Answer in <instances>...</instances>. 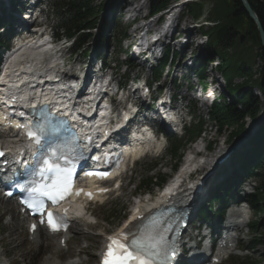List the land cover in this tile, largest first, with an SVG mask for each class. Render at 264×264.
I'll return each mask as SVG.
<instances>
[{
    "label": "trees",
    "instance_id": "1",
    "mask_svg": "<svg viewBox=\"0 0 264 264\" xmlns=\"http://www.w3.org/2000/svg\"><path fill=\"white\" fill-rule=\"evenodd\" d=\"M170 1L150 0V8L153 11H160ZM247 1L256 13L264 31V0ZM206 4L211 5V8L206 11V20L209 24L200 27V30L202 34L207 35V50L209 49L206 51L207 56H218L217 68L231 97V102L225 99L215 102L210 111V117L219 135L223 131L230 130V137L238 138L244 131L245 119L255 120L261 112L259 98L252 90L257 89L260 96L264 97V48L255 23L247 15L240 0H200L187 4L184 9L197 18L204 13ZM101 8V5H95V0H59L56 4V13L66 36L76 37V44L79 46L91 35L90 30L96 26ZM120 40V37L116 38V42L119 43ZM2 45L0 39V46ZM168 59V53H166L154 72H161ZM208 60L204 59L200 67L203 68L204 62ZM258 60L260 63L254 71L253 66ZM237 78H241V81L234 83ZM261 125V130L254 138L259 139L255 141L247 154L243 168L246 173H249L252 168L259 169L260 172L257 175L260 184L264 186V122ZM201 134L202 125L199 121L187 129L184 140L171 143L168 149L170 159L178 162L187 143L197 139ZM208 148H211V145ZM164 180L165 177L161 175L147 174L139 179V190H151L154 185H160ZM258 200L257 196H253L249 204L255 212L264 213V200L261 204H258ZM258 226L259 223L256 220L250 224L251 231L256 235L255 242L261 241L260 236H257Z\"/></svg>",
    "mask_w": 264,
    "mask_h": 264
},
{
    "label": "rangeland",
    "instance_id": "2",
    "mask_svg": "<svg viewBox=\"0 0 264 264\" xmlns=\"http://www.w3.org/2000/svg\"><path fill=\"white\" fill-rule=\"evenodd\" d=\"M105 2V3H104ZM107 3L108 0H95V5L99 6L101 5V16L103 14H105V10L107 9ZM174 3V0L171 2V5ZM173 5H176L175 3ZM172 5V6H173ZM147 8V4L144 3V5H142V8L140 9L139 13H137L139 16H142ZM184 7H181V10L183 11V20H187L185 23H190L191 26H199V28H193L190 27V30L192 31V34L190 36L189 39V46H183L181 45V43H183L184 41H181L180 39H178V37H173L172 38V43L174 46H176L177 48H182V50L180 51L181 53L188 55L189 49H193L194 48V44L193 42H196L195 40H193L194 36H201L202 40L205 43V38L200 30L201 24H203L204 26L208 25L209 23H206V15L208 9L211 8L210 4H206L204 5V13L202 14L201 18L199 19L200 22H192L191 18L189 15H186V11L185 9H183ZM143 9V10H142ZM174 9L173 8L171 10L172 13H174ZM166 14V13H165ZM179 13H174L173 16H178ZM132 17V15H130ZM165 16V15H164ZM200 17V16H199ZM198 18V17H197ZM130 19L125 17V16H121L120 18L117 19L116 25L117 27H120V29L122 28L125 29V27H128L126 29V34L129 36L130 30L132 29L133 26H126L127 21H129ZM150 22V25L152 24L151 20H146L145 23ZM47 23L49 25L54 26V28H56V32L58 33V35H60L62 32L59 31V29H57V27L59 26L58 20L55 17V15L52 13V11L49 9V13H48V17H47ZM137 24H141V23H136ZM170 24V23H168ZM172 24V23H171ZM170 24V25H171ZM177 25V27L179 28H184L185 26L182 25V20L179 19V17L177 18V21L175 23ZM115 25V26H116ZM154 25V23H153ZM136 27V26H135ZM134 27V29H135ZM53 28V31H54ZM119 29V28H118ZM170 27L168 29V33H170ZM180 32V29L179 31ZM99 32L97 31V33H95L92 37V39L94 37L97 36ZM195 39V38H194ZM129 39H125L121 42V46L122 49H126V46L128 44ZM178 40V41H177ZM113 40L110 41V45H113ZM177 42H179V45H177ZM181 42V43H180ZM186 42H184L183 44H185ZM202 44V46L204 45L207 47L206 44ZM91 46H92V41H91ZM201 46V47H202ZM87 46L85 45L84 49ZM184 47V48H183ZM209 50V49H208ZM205 49V52H200L199 49L196 50L197 54L202 53L203 57H207V52L208 51ZM111 51L112 48L109 47L108 49V57H113V55L111 56ZM67 54L68 51L64 50L63 56L66 59L67 58ZM195 54V56L197 55ZM185 55L183 56V58L178 55L177 56V60L175 61L174 65L171 67V72H170V76L168 77V79H171L172 77H178L180 75H182V73L184 71H187L188 67H190V65H192L194 61H191L189 59V61H186V57ZM191 56V55H190ZM189 56V57H190ZM217 56V55H216ZM188 57V58H189ZM119 59H124V57L121 55L119 57ZM179 59V60H178ZM81 60L80 54L79 53H75L74 56L70 57L69 60L66 62L69 65H75L77 64V61ZM127 60H130V63H133V61H131V57L127 56ZM182 60L180 63H183L186 61V65L187 68H183L182 66H180V68L176 67L177 66V62ZM76 61V63H75ZM206 63V61H205ZM219 63V59L218 58H214L213 62H211L210 64L207 62L206 67H205V71L204 73L206 74V77H209L210 74H215L216 77H218L219 79H221V86L219 85H215V81L213 82V84H211L212 86L215 85V88L218 89L219 91H223V93L226 92V83L224 80H222L219 72H213V69L209 68L210 65H218ZM259 60L254 64L253 66V70L256 71L258 64H259ZM124 72V67H120L119 68V74H122ZM253 72V71H252ZM135 71H131L130 72V78H132V76L135 75ZM148 76H150L149 72L147 73ZM188 74V73H187ZM258 75V74H256ZM165 76V75H164ZM255 77V76H254ZM119 79V78H117ZM165 78L163 77L161 79V81H163ZM191 81L193 80V77H191ZM209 81V80H208ZM241 81V78H237L234 80V83H238ZM167 87H169V85H167ZM198 90V88H197ZM253 92L258 96L259 101H260V116L255 119H249L246 118L244 121V131L242 132V134L240 135V137L238 139L235 140H230V130L228 131H223L222 134H218L217 133V127H214L213 122H211L208 118H207V113L203 112L200 113V116L202 117L203 120V133L201 134V137L199 139H197L196 141L190 143L184 150L183 156L179 161V164L177 167H179L178 171L181 169V167L183 166V160L184 158L191 152L193 151H199L196 154H192L191 156L195 158V160L198 159V157L201 156H205L208 157L209 159H211V156H214L215 154L221 152L223 146L226 149H229L231 147V145H233L236 141L239 142V144L245 139L247 140V137L250 136L252 133L254 134L255 132H257L259 125L261 124L262 120H264V97L260 96V93L258 92L257 89H253ZM226 94V93H225ZM226 140V141H225ZM243 143V142H242ZM238 144V145H239ZM207 145H211V149L210 152L206 151V146ZM205 147V148H204ZM248 148V146L245 148H243L244 150H246ZM217 150V151H216ZM239 152V150L237 151ZM240 153H242V151H240ZM157 154V156H155ZM212 154V155H211ZM155 157L152 156H148V157H144L142 158L133 168V170L130 173H126L124 179L122 180V190L121 192H116L112 195H110L107 199V202L100 206V205H95V206H90L89 208V218H86L84 221H79L81 224V227L84 230V236L80 237L77 233V230L74 228L75 224L73 225V227L70 230V234H73V237L69 239L68 241V248L66 250H62V253L58 256L59 260H70L72 259H76L77 261H80L81 264H95L96 261V252L98 251L101 243L100 240H102V237L104 236V233H112L113 231L116 230L117 227H119L122 222H121V217H119L120 215L116 213V211H113V217L110 218V216L108 215V213H106V211L110 208H122V214H129L132 205L134 204L136 197H131V194H133L134 191V187L135 185L138 184V177L142 174H146L145 169L147 168V166H149L150 164H152V162H154V159H160L159 164L156 166L155 169H153L150 174H156V173H162L168 176V179L172 176V172L173 170L171 169V165L174 164V161L170 160V158L166 155V147H161L160 149L157 150V152L154 153ZM232 163H228V165H224L223 168H221L219 171H222L220 173L223 172H227L228 170H231V166ZM214 166V164L212 165V167ZM211 167V168H212ZM211 168H209L208 170H206L205 167H199V169H197L196 172H194V174H192L191 178H197L199 176V174L204 173V171L206 170L209 171ZM205 172V173H206ZM181 173V172H180ZM181 177V176H178ZM128 178L130 179L129 182H127ZM158 189H154V191L150 194L153 195L155 193H157ZM159 194V193H158ZM158 194H155L154 198L149 199V200H153L155 198H157ZM141 198H143L144 196H139ZM147 200V201H149ZM145 200H141L140 202H143ZM1 200H0V249L3 257L6 258L8 261H11L12 263L10 264H39V262L41 261V259L44 257L45 254H48V250L46 251H41L40 247L38 244L31 242L28 240V236L26 234L25 228H24V223H19L18 220V213H17V208H12V203L10 202H3V204L1 205ZM262 222V221H261ZM90 223V224H89ZM93 223V224H92ZM241 230V234L239 239L241 240V244L245 245L246 247H248V236H249V232L247 229L246 225L241 226L240 228ZM260 230L263 231L264 233V229H262L260 227ZM261 240L263 241V244H258L257 246H255V248H253L252 250H245L244 248H238L239 250H235L233 251V253H231V255H229V257L225 260H223L220 264H234V261L236 262H241L242 260H244L245 258H247L248 263L247 264H264V234L261 237ZM31 242V243H29ZM241 247V245H239Z\"/></svg>",
    "mask_w": 264,
    "mask_h": 264
},
{
    "label": "bare ground",
    "instance_id": "3",
    "mask_svg": "<svg viewBox=\"0 0 264 264\" xmlns=\"http://www.w3.org/2000/svg\"><path fill=\"white\" fill-rule=\"evenodd\" d=\"M132 1L137 2L136 0H132ZM144 1L148 2L149 0H144ZM198 1H200V0H191L189 3L183 4L182 7H185L187 4L195 3V2H198ZM138 7L141 9L142 8V5H138ZM176 7H177V5L171 6L170 9L166 12V14H164L166 17L168 16V18L172 14V17L168 19V22L170 24L171 23L172 24L171 25L170 24L167 25L166 30H165V33H164V34H166V37H164V38L167 40L169 38L170 34H172V32L176 31L177 29H180L179 35L177 37L181 41L186 42L185 44H183L184 42L183 43L180 42L181 45L188 47L189 46V42L188 41H189L190 36L192 34V31L190 30L191 24L189 22L188 23H185L186 21H182V25H184L185 27L184 28L177 27V25L175 23H176L177 18L179 17V15L178 16H173L174 13H177V12H174V13L171 12V10L173 8H176ZM146 20H148V19L146 18V15L144 14V21L143 22H144L145 25H147L148 27H153V28H155L157 30H159L161 28V26H162V22L161 21L158 22V20H157V24H155V21L154 20H151L152 21V24L150 25V22L145 23ZM191 21L192 22H195V20L193 18H191ZM205 22L208 23L207 20ZM153 23H154V25H153ZM199 24L201 25V27L204 26L201 23H199ZM169 27H170L171 30H170V33L167 34ZM138 29H139V27L136 26L135 29L133 28V31H137ZM147 34H148L147 32L144 33V35H146V36H147ZM203 36L205 38V43L202 40V37L200 35L199 36H194L195 39L193 38V40L196 41V42H193L194 48L193 49H189V52L190 53L187 56L189 57L191 55L190 57H192L196 61H198L199 64H201L204 59H206V58L209 59L208 61H206V63L204 62L203 71H205V67H206L205 64H207V62L210 64L211 62H213V59L214 58H218V56L215 55L213 57H211V56H207V57L204 56L203 57V54L202 53H200V54H197L196 53V50L197 49H199L200 52L201 51L202 52H205V49L207 50V47L206 46H205V48H204V45L202 46L203 43L207 45V39H206L207 38V35L203 33ZM177 45H179V42H177ZM178 50L181 51L182 48L179 47ZM37 51H38V49H33V48H31L28 45V46L25 47L24 51H22L20 53V55H18L17 57H15V61L18 62L20 65L25 66L26 65L25 64L26 63V58L28 57V55H31L33 53L35 54ZM41 51H42V49H41ZM195 54H197V55L195 56ZM190 60H191V58H190ZM209 68L213 69V72H216V73L220 71L217 68V65H210ZM219 74H220L222 80H224L220 72H219ZM208 79H209V81H210L211 84H213V82L215 81V85L216 86L217 85L221 86V82L222 81H221V79H219L218 77H216L215 74H210ZM215 85H213V86L211 85V87L215 88ZM215 90H216V92L221 93L220 91H217L218 89H215ZM225 93H226L225 96H224L225 100H228V101L231 102L230 91L228 89H226V92ZM263 122H264V120H262L261 124ZM258 132H259V128H258L257 132H255L254 134L252 133L250 136H248L247 137V140L254 139L256 137V135L258 134ZM240 135H239V137H240ZM238 138H235V139H238ZM247 140L246 139H245V141L243 140L242 141L243 144ZM239 145H241V144H239ZM198 152L199 151H197V150L194 151V149H193V151H191L184 158L183 164H182L183 166L181 167V169L179 170L178 173H180V172L182 173L184 170H186V176H187V172L191 173L192 170H194V169L197 170L201 166L202 167H205L206 170H208L209 168L212 167L213 164L216 165V162L218 161V159L221 158L222 155H224L226 153L225 148L224 149L222 148L221 152L215 154L214 156H211L212 157L211 159H209L208 157H205V156H201V157H198L197 160H195V158L192 157L191 155L192 154H196ZM211 169L209 171H211ZM206 170H205V172H206ZM209 171H207V172H209ZM178 178H181V177H178ZM184 179L185 178H183V181H184ZM182 184H179V186L176 187V189H173L172 191L170 190V192H166V193H164L162 195L159 193L158 196H157V198H155L153 200H149V201H146V202L145 201L139 202L138 206L140 207V211H142V210L143 211H147L150 207L164 205L166 202H168L170 200L171 201H174V202H180V199H182L183 197H185V195H187L186 192L188 191V188H183L182 187ZM168 185L169 184L166 183L163 187H167L166 189H168ZM179 196H181L180 199H179ZM86 214H87V212H86ZM18 219H19L20 222L23 221V219L21 218V216H19ZM74 224H75L74 228L77 230L78 235L80 237H83L84 236V230L81 227V224L78 221H75ZM40 235L42 237L40 239L39 247H40L41 251L48 250V254H45L44 255V257L41 259V261L39 262V264H81L80 261H77L76 259H72V258L70 260H66V261L65 260L64 261L61 260L60 261L58 259L59 258L58 256L62 253L63 248H61L59 246V244H58L59 238H57L54 241L53 239H55V237H47L43 233H40ZM103 242H104V237H102V240H100V243H103ZM0 258L4 262V264H10V263H12L11 261H8L7 259H3V254L1 252H0Z\"/></svg>",
    "mask_w": 264,
    "mask_h": 264
},
{
    "label": "snow or ice",
    "instance_id": "4",
    "mask_svg": "<svg viewBox=\"0 0 264 264\" xmlns=\"http://www.w3.org/2000/svg\"><path fill=\"white\" fill-rule=\"evenodd\" d=\"M29 136L33 133L29 132ZM4 155L0 153V156ZM69 164L71 161L68 162ZM44 164L47 165L48 161L45 160ZM45 169L41 170V174ZM46 171L54 174L60 172L61 180L60 184L64 185L63 188H59V185L53 183L51 189L45 187L40 191L39 197L35 204H30L29 207L35 214L41 216L40 223L53 226V222H56L58 227L64 218L54 212H48L44 207L45 199L51 204L56 205L59 199L63 198L66 192V186L71 176V169H66L61 172L57 168L49 167ZM91 174V173H89ZM107 172L100 173V175H107ZM59 189V191H57ZM35 192V190H34ZM33 193H30L32 195ZM28 204V200L24 201ZM47 219H44V216ZM149 217L137 218V224L129 225L126 231L117 234L116 236L107 237L109 243L107 244L106 251L103 255L102 264H174V257L178 255L175 248H172L168 243V238L159 231L147 233V225L144 221ZM36 225L31 226V230H35ZM55 230V228L53 229ZM171 229H168L170 231Z\"/></svg>",
    "mask_w": 264,
    "mask_h": 264
},
{
    "label": "clouds",
    "instance_id": "5",
    "mask_svg": "<svg viewBox=\"0 0 264 264\" xmlns=\"http://www.w3.org/2000/svg\"><path fill=\"white\" fill-rule=\"evenodd\" d=\"M251 215V211L247 203L242 202L239 205H231L228 209L225 211V222L229 225H239L243 226L245 225ZM232 243L229 245V247H234V241L237 236V233L235 231H232L227 234ZM223 243V240L220 242ZM227 253H225L226 255Z\"/></svg>",
    "mask_w": 264,
    "mask_h": 264
},
{
    "label": "water",
    "instance_id": "6",
    "mask_svg": "<svg viewBox=\"0 0 264 264\" xmlns=\"http://www.w3.org/2000/svg\"><path fill=\"white\" fill-rule=\"evenodd\" d=\"M240 1H241V4H242L244 10L246 11L247 15L249 16V18L255 23L257 31H258V35L260 38L261 45L264 48V31H263V28L260 24V21L256 15V13L250 7L247 0H240Z\"/></svg>",
    "mask_w": 264,
    "mask_h": 264
}]
</instances>
